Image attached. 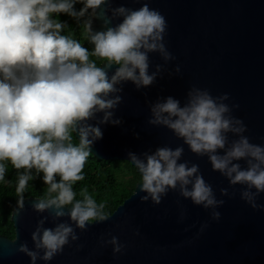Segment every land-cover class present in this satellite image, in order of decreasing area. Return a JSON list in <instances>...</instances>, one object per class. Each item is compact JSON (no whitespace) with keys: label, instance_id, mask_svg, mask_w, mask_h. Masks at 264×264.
<instances>
[{"label":"water","instance_id":"95a60500","mask_svg":"<svg viewBox=\"0 0 264 264\" xmlns=\"http://www.w3.org/2000/svg\"><path fill=\"white\" fill-rule=\"evenodd\" d=\"M145 3L165 18L160 43L171 58L165 59L159 50L147 53L148 74L156 73L149 86L137 88L131 80L115 85L119 91L109 93V98L121 100L106 110L112 113L108 122L101 123L104 112L87 121L103 133L92 153L99 159L131 163L129 153L145 161V154L159 148L181 147L177 163L198 166L189 179L194 182L196 175L202 176L216 203L207 208L196 205L181 195L179 182L159 204L150 196L144 201L141 198L148 194L139 191V182L107 219L86 222L81 229L70 218V206L39 212L34 204L45 198L28 196L12 211L15 237L0 234V264H33L19 251L22 244L36 253L34 264H264V192L232 185L226 174L213 170L208 153L192 152L173 130L150 123L155 119L153 107L169 96L183 107L189 92L207 91L217 105L228 107L224 117L230 126L244 129L222 132L225 148L215 154L223 156L241 137L264 148V0H105L95 15L90 9L93 32L122 22L116 9L138 10ZM115 67L108 70L109 78ZM225 95L227 99H222ZM116 120L119 123H113ZM247 159L233 163L246 169ZM187 188L191 191L192 183ZM245 191L254 194L257 207H252ZM56 211L65 215L57 217ZM61 223L73 233L62 250L45 261V250L36 247L32 235L38 227L42 235L44 229L54 230ZM117 246L119 252L114 250Z\"/></svg>","mask_w":264,"mask_h":264},{"label":"clouds","instance_id":"9594fccd","mask_svg":"<svg viewBox=\"0 0 264 264\" xmlns=\"http://www.w3.org/2000/svg\"><path fill=\"white\" fill-rule=\"evenodd\" d=\"M77 3L82 4L79 11ZM103 3L105 0H0V182L5 181L9 162L16 170L24 169L19 173L16 188L22 201L28 181L33 178L32 170L42 173L49 195L34 208L43 212L72 205L70 218L81 229L86 222L108 218L102 211L104 203L97 205L87 188L81 190L83 200H77L73 191V185L85 179L84 168L94 142L103 138L99 126L87 121L104 112L101 123L108 122L112 113L106 110L113 109L121 100L119 96L109 98V93L119 91L117 83L131 80L137 88L153 83L156 73L148 74V52L159 50L165 59L171 58L160 43L165 18L146 3L138 10L116 9L123 20L105 31L93 32L92 20L85 21V32L94 45L91 51L72 36L61 34L66 22L54 19V14H67L79 20L89 9L95 15ZM90 57L97 58L102 65L98 66ZM113 66L118 67L109 78L108 70ZM188 96L183 107L171 96L157 103L152 109L155 119L150 123L173 130L192 152L208 153L213 170L226 174L232 185L246 184L249 189L255 188L256 193L264 192V148L241 137L223 156L215 154L217 149L225 148L222 132L244 129L230 126L231 121L224 117L228 107L217 105L207 91L194 90ZM73 133L78 138L76 144ZM182 152L181 147L159 148L152 155L145 154V161L129 153L140 174L139 191L148 194L142 200L147 201L150 196L159 204L161 196L168 189H175L179 182L181 195L190 197L196 205L207 208L216 203L211 198V186L206 185L202 176L196 175L194 182L189 179L197 173L198 166L177 163ZM245 158H250L246 169L233 163ZM189 183L191 191L187 188ZM244 196L253 208L257 207L254 194L245 191ZM55 214L65 215L64 211ZM214 215L218 217L219 213ZM72 233V227L61 223L54 230L44 229L42 235L38 227L32 239L37 248L45 250L43 259L48 261L62 250ZM114 250L119 252V246ZM19 251L29 255L34 264L36 253L23 244Z\"/></svg>","mask_w":264,"mask_h":264},{"label":"trees","instance_id":"16d2710c","mask_svg":"<svg viewBox=\"0 0 264 264\" xmlns=\"http://www.w3.org/2000/svg\"><path fill=\"white\" fill-rule=\"evenodd\" d=\"M75 7L79 11L82 4L77 3ZM53 18L66 22L67 26L62 31V35L72 36L73 39L80 41L83 46L87 47L89 51L93 49L94 45L90 43L84 29V22L91 18L90 9L79 20L67 14H54ZM90 59L96 60L98 66L103 63L95 57H90ZM73 143H78L75 133H73ZM7 167L8 171L5 181L0 182V234L14 238L15 228L11 216L15 205L21 201L20 194L17 193L16 188L19 173H23L25 170L14 169L10 162ZM119 171L127 173L128 176H124V179L120 178ZM31 174L33 178L28 181L23 193V199L28 196H38L46 199L49 195V186L43 183V174L37 173L35 169L32 170ZM83 174L85 179L73 185L76 199L83 200V196L80 193L82 189L87 188L88 193L93 197L97 205L104 203L105 206L102 211L106 216L112 214L134 192L137 183L140 182L139 172L129 161L99 159L93 153L85 164ZM56 179L59 180V177H56ZM51 195L55 196L56 193ZM73 203H75V200ZM68 206L72 207V205Z\"/></svg>","mask_w":264,"mask_h":264},{"label":"rangeland","instance_id":"374dc122","mask_svg":"<svg viewBox=\"0 0 264 264\" xmlns=\"http://www.w3.org/2000/svg\"><path fill=\"white\" fill-rule=\"evenodd\" d=\"M119 176H120V178L124 179V176L126 177V176H128V174L123 173V171H119Z\"/></svg>","mask_w":264,"mask_h":264}]
</instances>
